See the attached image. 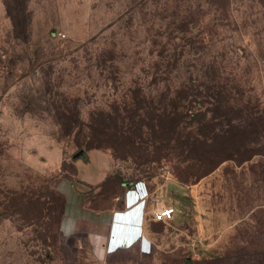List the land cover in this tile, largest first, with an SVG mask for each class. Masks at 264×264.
Segmentation results:
<instances>
[{
	"label": "rangeland",
	"instance_id": "rangeland-1",
	"mask_svg": "<svg viewBox=\"0 0 264 264\" xmlns=\"http://www.w3.org/2000/svg\"><path fill=\"white\" fill-rule=\"evenodd\" d=\"M185 21L192 34L179 28ZM207 27L211 53L243 63L264 101V0H0V264H264V151L244 163L228 160L199 181L177 159L150 162L144 171L109 149L73 159L80 149L67 147L44 111L45 69L60 90L83 97L85 112L116 96L96 66L102 49L113 50L130 79L152 59L154 43L199 44L203 38L193 35ZM137 181L151 192L149 241L107 254L102 225L90 231V213L80 205L122 209ZM26 188L63 197L50 245L42 242L44 221L30 226L41 204L9 201ZM160 206L174 207V216L156 220ZM70 217L78 221L69 235L63 226Z\"/></svg>",
	"mask_w": 264,
	"mask_h": 264
},
{
	"label": "trees",
	"instance_id": "trees-1",
	"mask_svg": "<svg viewBox=\"0 0 264 264\" xmlns=\"http://www.w3.org/2000/svg\"><path fill=\"white\" fill-rule=\"evenodd\" d=\"M190 23L182 22L179 28L192 34ZM211 31L209 27L202 28L193 35L203 38L199 44L192 39L174 46L154 43V56L140 68V74L130 79L116 66L113 50L102 49L96 66L113 83L116 96L85 112L83 97L68 89L60 90L55 84L56 74L45 69L44 111L51 117L56 133L64 138L67 147L86 152L109 149L115 160L131 159L142 171L150 162H188V168L193 169L188 174L196 181L228 160L244 163L261 156L264 101L254 94L243 63L211 53ZM192 51L202 56L189 58ZM8 198L13 203L41 204L40 218L30 226L44 221L42 242L50 245L48 233L51 225L58 222L62 195L54 189L49 195L42 189L35 192L26 188L23 192L13 190ZM201 264L212 263L203 260Z\"/></svg>",
	"mask_w": 264,
	"mask_h": 264
},
{
	"label": "crops",
	"instance_id": "crops-1",
	"mask_svg": "<svg viewBox=\"0 0 264 264\" xmlns=\"http://www.w3.org/2000/svg\"><path fill=\"white\" fill-rule=\"evenodd\" d=\"M150 193L147 182L137 181L128 190L127 197L124 201V208L122 209L111 206L96 211L95 209L83 206V204L80 205L82 209L84 208L90 213V219L88 221L91 224L90 231H93L96 222L102 225L101 238L105 240V245L102 242V249H106L107 254H114L119 249H140L141 246L143 247L149 241L145 235L144 227L148 208L147 204L149 202L147 195H150ZM123 213H129L130 224L128 228L125 232L112 231L111 226L114 219L118 214ZM66 220L63 227L65 228V232L68 233L75 227V222L78 220H75L74 217ZM64 222L65 220H63V224ZM68 234L70 235V233ZM105 238H107V241ZM128 241L133 244L128 245Z\"/></svg>",
	"mask_w": 264,
	"mask_h": 264
},
{
	"label": "water",
	"instance_id": "water-1",
	"mask_svg": "<svg viewBox=\"0 0 264 264\" xmlns=\"http://www.w3.org/2000/svg\"><path fill=\"white\" fill-rule=\"evenodd\" d=\"M80 158L88 160L90 158L89 151L86 152L84 149H82L73 155V159H80ZM129 222H130L129 213L118 214L114 219V222L111 226V230L114 232L116 231L125 232L130 224ZM127 244L132 245L133 243L128 241Z\"/></svg>",
	"mask_w": 264,
	"mask_h": 264
},
{
	"label": "built area",
	"instance_id": "built-area-1",
	"mask_svg": "<svg viewBox=\"0 0 264 264\" xmlns=\"http://www.w3.org/2000/svg\"><path fill=\"white\" fill-rule=\"evenodd\" d=\"M60 36H65L62 32H59ZM148 199L150 195H147ZM175 208L170 206H160L155 210L154 216L156 220H169L173 217Z\"/></svg>",
	"mask_w": 264,
	"mask_h": 264
}]
</instances>
